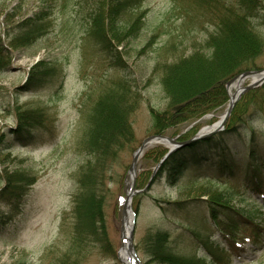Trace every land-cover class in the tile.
I'll use <instances>...</instances> for the list:
<instances>
[{
  "label": "rangeland",
  "instance_id": "obj_1",
  "mask_svg": "<svg viewBox=\"0 0 264 264\" xmlns=\"http://www.w3.org/2000/svg\"><path fill=\"white\" fill-rule=\"evenodd\" d=\"M140 1L137 7L111 13L115 22L105 31L110 42L106 54L94 39V24L104 27L110 23L105 0H0V46L5 48L0 53L10 54L8 66L0 70V189L6 186V174L22 171L33 177L32 185L19 200L0 203V264H122L118 256L122 245L121 210L132 181L128 165L135 148L152 134V112L166 109L171 102L163 80L166 68L175 65L178 68L172 69H184L185 59L209 53L204 41L212 29L197 13V4L192 0H186L185 6L179 0ZM254 29L264 41V22L257 21ZM255 61L262 66L260 69L264 68V44ZM39 63L47 73L37 85L29 73ZM253 78L245 76L239 82L240 89L237 79L228 87L232 79L226 83L227 100L197 120L193 140L209 136L200 131L224 114L230 94L243 89L240 100L251 89L246 86ZM262 84L264 81L255 87ZM114 92L125 94L122 100L132 106L129 120L134 141L129 143L133 149L123 152L119 163L111 168L114 175L107 184L111 193L104 207L106 236L98 242L76 230L72 199L77 191L78 169L92 156L84 141L95 101ZM18 109L22 117L37 115L35 124L39 125L29 126L24 133L27 140L19 135L20 124L25 122L20 123ZM241 130L231 148L238 160L247 151L252 132L257 149L264 147V119L260 114H250ZM171 138V143L159 142L169 154L183 146L179 136ZM141 155L135 165L133 190L142 188L135 185L142 171ZM219 163H224L223 159L215 156L172 170L170 175L169 171L162 172L148 189L159 163L143 184L144 190L132 195L133 244L141 264H159L143 247L149 233L165 230L173 238L187 225L181 216L165 213L158 204L166 207L167 201L206 200L227 192L229 185L230 202L237 208L252 210V215L261 220V230L257 238L248 230L243 232V246L235 249L228 264H264V186L257 193L239 175L214 181L200 177L190 180L188 176L198 168ZM155 165L148 167L153 170ZM140 193L143 195L136 204L134 199ZM195 203L201 202H189ZM186 204L169 206L185 209ZM195 219L199 227L207 225L201 216Z\"/></svg>",
  "mask_w": 264,
  "mask_h": 264
},
{
  "label": "trees",
  "instance_id": "obj_2",
  "mask_svg": "<svg viewBox=\"0 0 264 264\" xmlns=\"http://www.w3.org/2000/svg\"><path fill=\"white\" fill-rule=\"evenodd\" d=\"M192 1L197 4V13L212 27L204 41L209 53H199L190 56L188 60L185 59L184 69H172L178 68L175 65L166 68L163 80L171 102L166 109L152 112V134H171L172 137L179 136L180 140L195 136L197 120L205 113H213L215 108L227 100L225 85L233 76L243 71L262 68L255 59L264 41L254 26L257 21L264 22V0ZM140 2L105 0L106 9L110 10L107 14L111 15L110 23L104 27L101 23L94 24L97 29L94 39L97 40L100 50L106 54L109 51L110 42L105 36V31L111 29L115 22L111 13L132 9L139 6ZM179 2L181 6L186 5V0ZM30 28H33V25ZM8 44L12 47L11 43ZM1 49L4 51L5 48L0 46V52ZM9 58L10 54L3 56L0 53V70L8 66ZM40 66V63L38 67L34 66L29 73L33 84L38 85L46 76V68H39ZM180 85L182 88H179ZM123 98L125 94L114 92L95 101L84 141L85 148L92 156L78 169L77 191L72 199L76 230L90 235L98 242L101 237L106 236L104 207L106 198L111 193L107 187L114 175L111 168L119 163L123 152L133 149V146L129 145L134 141L129 120L132 106L123 101ZM232 109L223 130L201 140H192L177 152L168 154L154 174L148 166L157 164L167 149L162 144L147 147L141 155L142 171L136 187H143L152 174L148 185L150 189L155 180L160 179L162 172L165 174L169 171L167 174L170 175L172 170L191 166L194 161L217 156L222 158L224 163L215 167L198 168L188 175L190 180L200 177L214 181L239 175L248 180L259 193L264 186V147L257 149L258 141L252 132L247 140V151L240 160L231 148L240 137L242 125L247 122L250 114H260L264 119V84L246 90ZM17 112L20 123L25 122L21 123L18 129L20 137L25 139L24 133L29 131V126L38 127L39 124H35L37 115H24L23 118L19 109ZM208 172H212V175ZM4 178L6 186L0 189V203L16 202L33 182L32 175L22 171L6 174ZM173 181L181 180L173 178ZM230 187L232 185L227 187V192H221L206 200L192 198L184 202L167 201L166 207L158 204L165 213L170 212L173 216L175 212L181 216L187 221V225L185 231L175 233L173 238H169L171 233L165 230L164 233L159 230L149 233L144 241L145 251L152 255L153 259H157L159 264H228L231 255L236 252L235 249H240L245 238L243 232L248 230L250 235L258 237L261 225L260 218L254 217L252 210L237 208L230 202ZM141 195L143 193L135 197L136 204L139 203ZM191 200L201 203L189 204ZM180 203L188 204L184 205L185 209L180 206L172 209L169 206ZM196 216H201L200 220L206 221L207 225L199 227ZM78 241L80 242L79 238Z\"/></svg>",
  "mask_w": 264,
  "mask_h": 264
},
{
  "label": "water",
  "instance_id": "obj_3",
  "mask_svg": "<svg viewBox=\"0 0 264 264\" xmlns=\"http://www.w3.org/2000/svg\"><path fill=\"white\" fill-rule=\"evenodd\" d=\"M245 76H252V77L257 76V78H255V79L253 78V80L246 86V89L255 87V85H258L264 81V68L260 69V70H254V71H243L242 73L234 76V78L227 83V87L231 85V83L233 82L234 79H237V81L239 83ZM242 90L243 89L237 90L234 93V95H229L230 99H229L228 105L225 108L226 110L224 111V114L219 118L217 125L214 126L212 130H209L207 132H202V130H201L200 134L204 133V134L210 135V134H213L215 131H220L224 128V124L227 121L226 119L230 115L232 108H233L235 102L237 101L238 96ZM192 140H193V137L191 139L181 141L180 144L182 146L184 144L192 142ZM160 141L171 143L174 141V139L171 137L162 135V134H151V135H149V137L144 138L141 141V143L138 145V148L134 151V153L132 155L133 158H132L131 163L128 167L129 172H130V179L132 181H131V184L129 187V191L126 193L125 198L123 200L124 202H123L122 210H121V212H122L121 234H122L123 229H124V224H125L124 220H125L126 214L128 213L127 211L129 210V212H131V226H130V230H129L130 236H129V243H128L129 249H130L129 253L131 255L130 264H140V262L137 258V255L135 254V250H134V244H133V235L134 234L132 233V230H133L132 211H130V204H131L132 195L137 193V192H140V190H142V189L133 190V186H134V182H135V179H133V177L136 173L135 165L139 159V155L144 150V148H146L150 143H159ZM167 154H168V152L161 158L160 162L166 157ZM159 163L155 166V170L157 169V166L159 165ZM122 237H123V234H122Z\"/></svg>",
  "mask_w": 264,
  "mask_h": 264
},
{
  "label": "bare ground",
  "instance_id": "obj_4",
  "mask_svg": "<svg viewBox=\"0 0 264 264\" xmlns=\"http://www.w3.org/2000/svg\"><path fill=\"white\" fill-rule=\"evenodd\" d=\"M257 78V76H254V79ZM237 86L239 87L240 84L237 83ZM240 89V87H239ZM230 95H234V94H230ZM218 122V121H217ZM217 122H215L212 126H208L203 128L202 132H207L209 130H212L214 126L217 125ZM128 213L126 214L125 220H124V229H123V237H122V242H121V248L118 251V256H119V260L122 264H130L131 262V255L129 253V230H130V226H131V212H129V210L127 211Z\"/></svg>",
  "mask_w": 264,
  "mask_h": 264
}]
</instances>
